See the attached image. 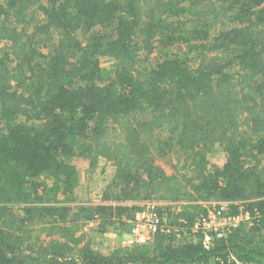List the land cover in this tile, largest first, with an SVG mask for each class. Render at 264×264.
<instances>
[{"label": "trees", "instance_id": "trees-1", "mask_svg": "<svg viewBox=\"0 0 264 264\" xmlns=\"http://www.w3.org/2000/svg\"><path fill=\"white\" fill-rule=\"evenodd\" d=\"M1 42L0 264H264L263 216L205 248L196 204L173 218L180 239L103 255L76 235L124 228L145 201L264 210V0H0ZM76 157L112 164L100 204L56 200ZM47 224L60 238L29 236Z\"/></svg>", "mask_w": 264, "mask_h": 264}, {"label": "built area", "instance_id": "built-area-1", "mask_svg": "<svg viewBox=\"0 0 264 264\" xmlns=\"http://www.w3.org/2000/svg\"><path fill=\"white\" fill-rule=\"evenodd\" d=\"M140 210L135 214L134 219L129 221L131 228L124 237L122 244L128 247H144L153 243L157 234H174L181 238V233L186 232L172 223L168 224L160 208L178 205L176 202H156L145 201L139 203ZM183 205V204H181ZM200 214L189 228L191 236H199L205 248L211 246L215 240L226 239L233 232L242 226H250L255 219L264 217V210L249 211L243 206V203L217 202L212 200L200 201ZM236 207L233 212L232 208ZM180 211H172L173 218ZM164 217H163V215ZM181 222V221H180Z\"/></svg>", "mask_w": 264, "mask_h": 264}, {"label": "rangeland", "instance_id": "rangeland-1", "mask_svg": "<svg viewBox=\"0 0 264 264\" xmlns=\"http://www.w3.org/2000/svg\"><path fill=\"white\" fill-rule=\"evenodd\" d=\"M4 45L3 42L0 43V46ZM164 51L157 49L154 51L153 57L160 56L163 54ZM99 64L101 68V72L103 73L104 79L107 78L110 74H112V70L114 67V61L109 58H100ZM207 159L210 163V165L213 166H221L225 160L224 154L220 149H213L207 154ZM159 165L165 170L167 174L176 173L175 169H178L181 171V168L179 166V163L176 159H173L170 161V163H165L164 161H158ZM72 165L75 166L77 175H78V185L74 189L73 194L71 196V199H66L63 195L58 194L56 196V200L60 205H70V206H78V205H97L101 202V193L104 187L110 182L114 175V169L112 167V164L104 159H98L96 162V165L94 167H90L89 163L84 160L80 159L78 157L74 158V160H71L70 162ZM45 185L50 187L51 181L46 180ZM200 201L203 200H197L196 202H176L178 205L169 206L160 208V211L162 213H166V216L164 219L168 224L172 223L173 216L172 211H176L178 208L182 209L183 206L187 204H198ZM172 203V202H170ZM183 204V205H181ZM2 205V204H1ZM12 211H19L18 208L11 205ZM129 223V222H128ZM123 228V227H120ZM118 228L116 232L120 229ZM123 229H126L125 227ZM110 232H115V230L111 229ZM82 235L85 241L90 242V246L93 251H96L101 254H105L109 252L112 249L114 250L116 246H110L108 243L112 240H115V243H118L119 240L115 237L107 236L104 234H100L97 229H94V226L91 228H84L82 227L76 235ZM61 232L57 227H52L50 225H42L34 227L33 229H30L29 236L32 239H35L36 237L41 240H46L48 238H60ZM117 235V234H116ZM122 243V241H121ZM108 244V245H107ZM149 246V245H148ZM121 247H123V244H121ZM147 247V246H144ZM136 247H127L125 249H133Z\"/></svg>", "mask_w": 264, "mask_h": 264}, {"label": "crops", "instance_id": "crops-1", "mask_svg": "<svg viewBox=\"0 0 264 264\" xmlns=\"http://www.w3.org/2000/svg\"><path fill=\"white\" fill-rule=\"evenodd\" d=\"M127 224H128V226H126V227L124 226L126 229H123V228H120L119 227L120 229L117 232H116V230H115V232H110L111 231L110 230L108 232L103 233L104 235L111 236L113 238L116 237L119 240L118 243H115V240L110 241L108 244L111 247L112 246H116L115 249H118V248L125 249V248L128 247V246H125V245H123V247H121V244H122L121 241H123L124 237L129 233V229L131 228V224H129V223H127ZM92 226H94V229H97V223L96 222H93V221L92 222H86L84 224H80V227L81 228L82 227H84V228H91ZM112 251H113V249H112ZM109 252H111V250ZM109 252H107V253H109ZM107 253H105V254H107ZM105 254L103 253V255H105Z\"/></svg>", "mask_w": 264, "mask_h": 264}]
</instances>
